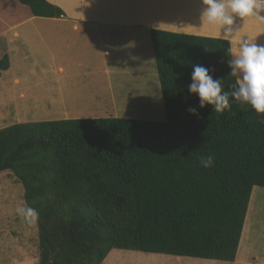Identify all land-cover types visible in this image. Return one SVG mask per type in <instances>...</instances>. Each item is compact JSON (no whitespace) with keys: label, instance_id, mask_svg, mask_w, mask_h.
<instances>
[{"label":"trees","instance_id":"16d2710c","mask_svg":"<svg viewBox=\"0 0 264 264\" xmlns=\"http://www.w3.org/2000/svg\"><path fill=\"white\" fill-rule=\"evenodd\" d=\"M61 17L47 0H18ZM165 120L64 118L0 128V172L36 214L38 264H104L112 249L233 261L250 195L264 187V114L189 94L193 65L231 92L230 41L150 29ZM9 67L0 58L1 72ZM197 108V114L188 111ZM213 156L210 167L201 157Z\"/></svg>","mask_w":264,"mask_h":264},{"label":"rangeland","instance_id":"374dc122","mask_svg":"<svg viewBox=\"0 0 264 264\" xmlns=\"http://www.w3.org/2000/svg\"><path fill=\"white\" fill-rule=\"evenodd\" d=\"M197 18L202 20L200 14ZM231 27L233 49L243 39L264 45V20L257 16L237 18ZM211 28L215 34H222L217 26ZM16 30L19 37H14L13 31L0 35V58L5 54L9 58L8 69L0 75V128L64 118L165 120L148 31L101 28V40L91 29L77 33L69 25L42 17H35ZM53 56L67 67L59 97L51 86ZM76 57L95 63L94 72L84 66L75 67ZM94 77L95 88L91 90L90 80ZM251 196L254 199L249 200L247 210L251 224L248 235L255 240L254 250L258 252L264 250V187L254 186ZM38 254L36 214H29L22 184L5 169L0 172V264H38ZM103 263L206 264L199 258L123 249L110 250Z\"/></svg>","mask_w":264,"mask_h":264},{"label":"crops","instance_id":"0c3cea01","mask_svg":"<svg viewBox=\"0 0 264 264\" xmlns=\"http://www.w3.org/2000/svg\"><path fill=\"white\" fill-rule=\"evenodd\" d=\"M49 3L60 7L64 16L42 17L55 22L69 25L71 30L79 33L86 30L93 31L102 40L104 29H136L135 31H148L150 29L166 30L184 34H193L209 37L224 38L222 34H215L210 24L200 20L204 5L200 0H47ZM35 17L28 6L18 0H0V35L13 31L14 37H19L16 30L25 22L32 21ZM201 29L202 31H198ZM203 29H210L205 32ZM219 30V29H218ZM217 30V31H218ZM230 48L233 49L230 39ZM107 52V51H105ZM77 68L84 66L94 72L95 63L73 58ZM51 69L54 71L52 91L58 96L62 94L63 77L67 67L58 58L53 56ZM84 76L87 75L85 72ZM17 81V79H15ZM91 90H94L95 77L91 80ZM64 85V84H63ZM55 86V87H54ZM55 88V89H54ZM92 99L94 91H91ZM59 97V96H58ZM53 98V97H52ZM60 100H64L60 97ZM64 116H68L64 114ZM254 199L250 195V201ZM251 207V206H250ZM249 210V205L248 209ZM249 214L244 220L236 256L233 261L204 259L206 264H264V250L255 252L254 239L248 235L251 230ZM140 252V251H139ZM155 254V253H151ZM201 259V258H199Z\"/></svg>","mask_w":264,"mask_h":264},{"label":"clouds","instance_id":"9594fccd","mask_svg":"<svg viewBox=\"0 0 264 264\" xmlns=\"http://www.w3.org/2000/svg\"><path fill=\"white\" fill-rule=\"evenodd\" d=\"M204 5L202 20L217 26L227 40L233 33L231 27L237 18L255 15L264 20V0H200ZM231 59L227 61L229 74L235 78L231 92L223 90L222 79L213 78L210 72L214 69L194 64L191 73L189 94H195L199 107L210 105L217 113H223L230 108L229 96L242 104H248L257 114H264V45L243 39L238 41V47L230 52ZM188 111L197 114V108L190 107ZM202 167L213 164V156L200 158ZM29 214H34L28 209Z\"/></svg>","mask_w":264,"mask_h":264},{"label":"bare ground","instance_id":"6f19581e","mask_svg":"<svg viewBox=\"0 0 264 264\" xmlns=\"http://www.w3.org/2000/svg\"><path fill=\"white\" fill-rule=\"evenodd\" d=\"M176 259H177V257H176L175 259L173 258V262H174V261H177ZM178 261H179V259H178Z\"/></svg>","mask_w":264,"mask_h":264}]
</instances>
